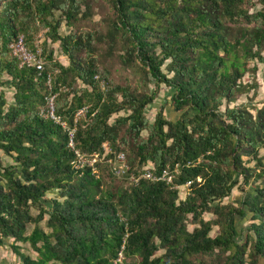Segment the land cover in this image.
Returning a JSON list of instances; mask_svg holds the SVG:
<instances>
[{"label": "trees", "instance_id": "obj_1", "mask_svg": "<svg viewBox=\"0 0 264 264\" xmlns=\"http://www.w3.org/2000/svg\"><path fill=\"white\" fill-rule=\"evenodd\" d=\"M90 1L0 0V87L14 88L10 103L0 91V150L16 162L4 167L0 158V246L9 238L28 242L37 258L12 244L20 264H264V186L245 190L238 206L222 202L234 187L264 176V103L254 112L220 108L241 91L247 61H264V0L254 12L246 7L253 0H109L113 16L104 32L79 27L92 14ZM62 21L72 27L65 35ZM40 27L47 28L43 72L19 66L10 48L20 35L35 48ZM57 41L67 64L48 47ZM116 50L122 64H138L150 82L173 89L179 116L167 120L159 111L145 138L154 94L98 84L103 53ZM76 80L85 88L67 106L63 95ZM51 91L56 113L76 127V150L101 157L107 143L111 161L126 147L129 173L150 163L157 175L169 169L171 181L107 184L100 160L98 174L88 165L76 169L67 131L40 115ZM84 106L86 116L75 123ZM124 109L130 113L109 122ZM185 184L181 200L178 186ZM53 190L57 196L48 198ZM206 212L215 218L205 219ZM247 215L249 224L238 229ZM46 217L50 231L39 226ZM215 225L219 232L211 236ZM130 255L139 260L127 261Z\"/></svg>", "mask_w": 264, "mask_h": 264}, {"label": "rangeland", "instance_id": "obj_2", "mask_svg": "<svg viewBox=\"0 0 264 264\" xmlns=\"http://www.w3.org/2000/svg\"><path fill=\"white\" fill-rule=\"evenodd\" d=\"M91 16L83 20L79 27H82L85 30H96V31H106L110 24L107 23L108 18H112L113 16V9L111 8V4L109 0H91ZM246 7L250 12H254L261 8V4L258 0H253L252 4H247ZM82 11L84 10V6H82ZM54 16L59 17L60 12L54 11ZM107 19V20H106ZM72 30V27L66 25L65 21H62L58 31L60 34L65 35ZM46 31L47 28L40 27L38 33L35 35V40H38L41 43L46 38ZM99 45V44H97ZM48 47L53 50V56L58 59L61 63L67 64L68 60L64 56L61 50L60 43L54 42L48 44ZM106 52V50H105ZM103 53L100 63L98 64L100 77L98 78V84L104 90L108 84H121V85H128L131 90L140 92L145 91L149 94H154L153 101L148 104L145 108V116L148 119L149 127L141 132V137L145 138L149 134V128L153 124L155 117L159 111H162V115L167 120H175L180 114V111H176L172 104V94L173 89L166 85L165 83H160L159 85L155 84L154 82H150L147 77H145L138 64H122L120 61L119 53L122 51L116 50L113 53L109 51L108 53ZM264 55V51L262 53ZM163 70L165 72L166 69L163 66ZM107 77V79L103 78ZM6 78V77H4ZM242 89L236 94L234 101L227 102L226 100L223 101L222 105L220 106L221 111H224L226 107H233V106H245L249 108L252 112H254V108L261 107L264 103V61H259L256 58H251L247 61V71L245 72L244 76L241 78ZM70 88V92L67 95H63L66 105L70 104V100L73 96V92H80L82 88H85V85L80 81L76 80L75 82L68 85ZM0 91L3 92L7 98V102L10 103L13 101V92L14 88L11 87L9 84L3 85L0 87ZM119 100H121V96L118 95ZM130 113V110L124 109L118 113L112 114L109 119V122H113L116 117L118 116H126ZM129 145L132 144L131 140L128 138ZM105 154L107 155L110 152V147L106 143L105 144ZM124 153V160L129 166L130 170L131 166L128 163L129 156L132 155V152L125 147ZM104 154V155H105ZM117 154V153H116ZM260 156H264V148L259 149ZM104 155L100 157V162L103 166L102 174L104 176V180L107 184L112 185H122L127 186L133 184L126 176L128 174H124L118 177L116 174H112L110 168L113 170V167L121 165L122 162L117 161V157L109 161ZM0 158L2 161V165L4 167L9 165H15V160L12 156L4 154L2 150H0ZM245 163L249 166L254 165V161L244 157ZM144 168L151 169V164H147ZM143 169V168H142ZM142 169L139 171L137 170V174L142 173ZM168 171L172 173L169 169ZM130 172V171H129ZM173 174V173H172ZM239 182H242V178H239ZM262 185L264 186V176L258 179H251L246 185L241 184V187H234L231 191V194L222 199L223 203H232L238 206L242 200L244 195V191L251 190L254 185ZM179 190V199H184L189 192V185L185 184L182 186H178ZM56 190L48 192L46 196L48 198L56 197ZM31 213L36 215L38 210L36 208H31ZM47 216V215H45ZM205 219H212L215 218L211 213H204L203 214ZM46 220L47 217L39 222V226L43 228L45 231H50L49 228L46 227ZM249 215L242 220H238V229H243V227L249 224ZM34 224H28L26 229V234L30 233L33 229ZM195 227V224L191 223L189 220L187 223V228L191 231ZM246 231V230H245ZM219 232L218 226H213L212 230L210 231L211 236H215ZM245 233V232H244ZM12 244H16L19 246V250L32 258H37L38 254L35 252L28 242H20L14 241L13 238L6 239L5 244L0 246V264H20L21 259L20 257L14 252L12 248ZM163 253V250H159L156 252V255H160ZM127 261H138L139 257L137 255H130L126 258Z\"/></svg>", "mask_w": 264, "mask_h": 264}, {"label": "built area", "instance_id": "obj_3", "mask_svg": "<svg viewBox=\"0 0 264 264\" xmlns=\"http://www.w3.org/2000/svg\"><path fill=\"white\" fill-rule=\"evenodd\" d=\"M11 53L12 55L17 59L19 66H27V67H34L39 72L44 71L45 67V59L42 54V47L40 46V43L37 42L35 44V48H29L24 40V36L20 35L11 45ZM51 81H52V75L51 73H47L46 83L49 85V88L51 89ZM61 89L65 90L66 88L62 87ZM46 104L43 109L40 111V115L49 118L53 120L56 124H59L62 126L68 133V146L74 151L75 158L73 160V166L76 169L83 168L84 166H91L92 172L94 174H98V169L96 167V162L100 160V155L98 153H92V154H86L82 153L75 149L74 147V133L76 130V127L68 126L66 121L56 113L55 110V100H56V93L50 92L46 97ZM88 112V107L84 106L80 108L75 113L74 121H76L81 118L85 117L86 113ZM104 145V149H105ZM117 161L122 162L121 165L113 167V172L117 176H123L124 174H128L127 178L133 183L137 184L140 179H150V180H164L167 182L171 181L172 174L168 171V169H165L162 171L160 175L154 174L150 169L144 168L142 169L141 174L137 173H129V166L124 160V153H120L117 155ZM120 260V259H119Z\"/></svg>", "mask_w": 264, "mask_h": 264}]
</instances>
